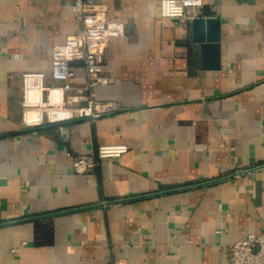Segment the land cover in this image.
Listing matches in <instances>:
<instances>
[{
  "label": "crops",
  "instance_id": "obj_1",
  "mask_svg": "<svg viewBox=\"0 0 264 264\" xmlns=\"http://www.w3.org/2000/svg\"><path fill=\"white\" fill-rule=\"evenodd\" d=\"M98 3L126 28L105 51L102 116L26 127L21 75L52 84L76 21L69 0H0V264H230L264 226V0H204L221 19L219 70L160 0ZM101 144L127 151L73 167L68 151Z\"/></svg>",
  "mask_w": 264,
  "mask_h": 264
},
{
  "label": "built area",
  "instance_id": "obj_2",
  "mask_svg": "<svg viewBox=\"0 0 264 264\" xmlns=\"http://www.w3.org/2000/svg\"><path fill=\"white\" fill-rule=\"evenodd\" d=\"M69 1L76 30L53 47L50 69L53 83L46 84L45 72L26 71L21 75L22 123L26 127L63 124L77 118L93 122L103 114L96 89L110 82L104 71V55L109 40L125 34V24L102 17L98 0ZM203 6L204 0H160L159 3L161 15L173 19L177 28L189 27L195 18L204 16ZM75 61L84 67V81L77 80L72 64ZM61 137L64 141L69 139L66 127L61 128ZM126 151L123 144H101L95 154L68 151L67 156L77 171L95 172L102 159L117 158ZM230 252V264H264V226L258 233L235 242ZM113 264L129 262L117 258Z\"/></svg>",
  "mask_w": 264,
  "mask_h": 264
},
{
  "label": "water",
  "instance_id": "obj_3",
  "mask_svg": "<svg viewBox=\"0 0 264 264\" xmlns=\"http://www.w3.org/2000/svg\"><path fill=\"white\" fill-rule=\"evenodd\" d=\"M192 39L201 46L202 68L219 70L221 68V19L215 16H201L192 23Z\"/></svg>",
  "mask_w": 264,
  "mask_h": 264
}]
</instances>
